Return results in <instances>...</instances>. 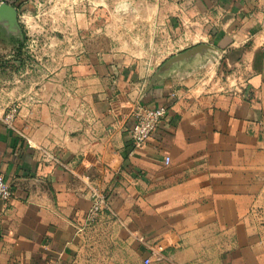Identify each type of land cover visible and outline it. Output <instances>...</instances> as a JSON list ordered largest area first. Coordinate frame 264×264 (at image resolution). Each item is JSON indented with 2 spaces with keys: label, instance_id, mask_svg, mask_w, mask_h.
<instances>
[{
  "label": "crops",
  "instance_id": "0c3cea01",
  "mask_svg": "<svg viewBox=\"0 0 264 264\" xmlns=\"http://www.w3.org/2000/svg\"><path fill=\"white\" fill-rule=\"evenodd\" d=\"M26 4L9 2L17 11ZM161 5L163 28L178 23L184 8L202 19L205 33L197 35L209 50L163 74L181 53L145 72L83 55L61 79L11 83L3 102L19 111L10 126L0 112V176L11 190L9 202L0 201V264H98L88 255L95 229L125 245L129 264L128 237L145 250L134 233L166 248L160 261L145 264H264V236L253 225L264 204V0ZM16 40L0 31V53L13 57ZM213 56L241 60L229 64L245 80L217 93L197 85L189 74L213 65ZM138 105L166 107L168 115L133 150ZM43 153L54 162H43ZM71 170L106 194L109 211L98 225L84 227L90 204Z\"/></svg>",
  "mask_w": 264,
  "mask_h": 264
},
{
  "label": "rangeland",
  "instance_id": "374dc122",
  "mask_svg": "<svg viewBox=\"0 0 264 264\" xmlns=\"http://www.w3.org/2000/svg\"><path fill=\"white\" fill-rule=\"evenodd\" d=\"M161 1L164 0H27L26 6L18 10L22 40L14 42L13 57L0 53V112L5 114L12 106L17 107L3 102L4 97L7 102L11 99L8 96L13 91L14 80L22 81L27 87L35 82L61 79V72L64 70L66 76L71 73V67L83 55L119 58L145 72L149 67L159 68L173 54L210 43L199 38V34L204 35L206 24L191 15L189 8L181 11L178 23L163 28ZM166 11L172 19L173 11ZM164 29L168 35L162 33ZM212 59L213 65L207 66L206 61L198 66L196 73L189 74L190 77L195 74L197 85L217 93L227 91L230 83L234 88L238 80H245V74L237 73L235 66L229 64L241 60L226 56ZM26 89L21 90L23 94ZM253 225L264 236V204L256 209ZM108 235L111 236L95 229L88 255L95 256L98 264H115V258L117 264H129L125 263V245L107 239ZM126 241L133 251L132 264H145L147 252L131 237Z\"/></svg>",
  "mask_w": 264,
  "mask_h": 264
},
{
  "label": "built area",
  "instance_id": "2783aa9c",
  "mask_svg": "<svg viewBox=\"0 0 264 264\" xmlns=\"http://www.w3.org/2000/svg\"><path fill=\"white\" fill-rule=\"evenodd\" d=\"M10 0H0V6L3 4L9 5ZM18 108L12 106L8 109L4 115V121L7 125H11ZM168 115V109L166 107L148 108L144 106H136L131 114L133 122L132 128L129 132L131 145L133 150H139L148 142L150 137L154 134L160 124L166 120ZM42 161L46 163L54 162L52 156L48 153L42 154ZM169 164V159H165V165ZM68 170V166L66 167ZM71 173L75 175L84 185V193L89 201V209L86 213L84 220V227L90 228L95 226L104 214L109 211L108 200L106 194L101 190L88 176H78L74 171ZM11 198V190L9 185L0 176V201L3 203L9 202ZM133 238L139 245L144 247L148 254V260L160 261L163 258V254L166 250L165 246L161 242H149L141 235L137 233L133 234Z\"/></svg>",
  "mask_w": 264,
  "mask_h": 264
},
{
  "label": "water",
  "instance_id": "95a60500",
  "mask_svg": "<svg viewBox=\"0 0 264 264\" xmlns=\"http://www.w3.org/2000/svg\"><path fill=\"white\" fill-rule=\"evenodd\" d=\"M0 31L6 35H10L17 40H22V35L18 26V11L8 4L0 6ZM209 50L206 45L197 46L187 50L176 57H173L165 62L161 67L159 73H168V70L175 64L187 61L188 59L202 55L205 51Z\"/></svg>",
  "mask_w": 264,
  "mask_h": 264
}]
</instances>
